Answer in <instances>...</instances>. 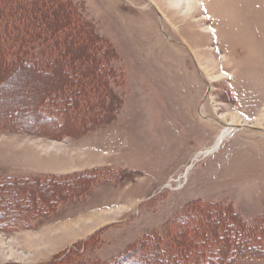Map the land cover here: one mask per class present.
<instances>
[{
	"label": "rangeland",
	"instance_id": "obj_1",
	"mask_svg": "<svg viewBox=\"0 0 264 264\" xmlns=\"http://www.w3.org/2000/svg\"><path fill=\"white\" fill-rule=\"evenodd\" d=\"M10 1L0 264H264V0ZM31 13L63 32L29 34Z\"/></svg>",
	"mask_w": 264,
	"mask_h": 264
},
{
	"label": "trees",
	"instance_id": "obj_2",
	"mask_svg": "<svg viewBox=\"0 0 264 264\" xmlns=\"http://www.w3.org/2000/svg\"><path fill=\"white\" fill-rule=\"evenodd\" d=\"M7 2H9V0H0V4L2 3V4H7ZM11 3H12V6H13V10H15V9H18V3H19V0H16V1H10ZM24 2H25V0H24ZM29 2L30 3H27L26 5L27 6H32V5H34V7H35V4H36V0H34L33 2H32V0H29ZM16 4V5H15ZM53 5V4H52ZM7 6V5H6ZM20 6H24V5H20V3H19V7ZM20 10V9H19ZM30 10V9H29ZM24 11V10H23ZM22 12V10L21 11H18V14H20ZM37 17H39L40 18V13L39 14H30V18H29V22H28V25L27 26H29V25H31V27H29V28H25L26 29V31L29 33V34H33V35H39V33L41 32V34L43 35V33H44V31L45 30H47V31H49V30H51L52 29V32H51V34H52V36H54V37H57L59 34L61 35V33L63 32V30L61 31V29H56L55 28V25L53 24L54 23V21L53 22H42V25H40V23L39 22H37V24H39V25H37V26H35V25H33V23H34V21H35V18H37ZM28 18V17H27ZM69 18H71L70 16L68 17L67 15L64 17V23H66V25H65V27H66V31H69V29H68V27H67V23H68V20H69ZM5 20V18L2 20V22ZM52 20V19H51ZM57 21V20H56ZM23 25H24V23H23ZM69 25V24H68ZM26 26V25H25ZM40 26H41V28H40ZM54 26V27H53ZM21 27V26H20ZM34 27H38V28H34ZM10 35L11 36H13V37H11L10 38ZM0 36H1V34H0ZM6 41L7 42H2L1 44H2V48H3V50H4V52H6V54L8 55L9 54V56H11L10 57V61L8 60V62H9V64H13L14 62H16V60H17V58H14V56H12V54L14 53V51H16L15 49H14V51H13V49L11 50V47L12 46H14V45H18L19 44V42L18 41H15L14 42V40H15V37H17V36H20V37H22V36H24L25 37V35H20V33L18 32H14V33H11L10 34V32L8 31L7 32V34H6ZM13 38V39H12ZM49 43V41H47V39L45 38V37H43V39H41V40H37V41H35V42H32V43H28V47H26L25 49H26V51H29L30 53L29 54H26V53H24V54H22L21 56H23L24 58L26 57V58H33V56L35 55V54H37L38 53V51L37 50H35V49H39L40 50V47L42 46V47H44V46H46L47 44ZM6 48H5V47ZM64 49H66V48H63V50ZM67 52H69V54H70V51L68 50ZM16 53V52H15ZM14 55V54H13ZM70 57V56H69ZM67 59V57L65 56H63L62 57V60H65L64 62H65V65L67 66V65H69L70 64V58L68 59V60H66ZM77 63L79 64V63H82L81 61H77ZM85 63V62H84ZM84 65V64H83ZM69 67V66H68ZM84 69V68H83ZM87 68L85 67V69H84V71L86 72L87 70H86ZM87 73V72H86ZM91 76H93L92 74H90ZM83 78H86V77H83ZM86 97V96H85ZM48 100V102L50 101V99L49 98H47ZM67 99V98H66ZM88 99L90 100V102H91V104H92V101H93V98H91V97H88ZM51 101H53L54 102V104L53 105H55V107L53 106V107H49L50 109H56L60 104L56 101V99H51ZM59 107H61V106H59ZM78 109H83V106L82 107H78ZM2 185H4V184H2ZM7 192V191H6ZM8 193V192H7ZM233 214L234 215H237V212H234L233 211ZM240 222L243 224V221H241L240 220ZM245 226L247 225V224H244ZM243 225V226H244ZM234 226V225H233ZM244 226V227H245ZM249 228V227H248ZM252 228H254V227H252ZM261 229H264V226L262 225L261 226ZM260 229V230H261ZM254 235V234H253ZM255 235L259 238V239H261V241H260V243H259V246H258V248L262 251V252H264V239L260 236V234H258L257 235V233L255 232ZM241 240V241H240ZM245 241H248L249 242V239L248 238H242V239H239L238 238V240L235 242V244H234V246H233V248H230V251H231V254L232 253H234V254H236V255H241V256H246V255H249V254H251L252 252H251V250H252V248L250 249V250H248L247 251V248L245 249V247H247L245 244ZM239 242H241V243H239ZM206 241L205 242H202L201 241V244H199L198 245V249H196L194 252H196L199 256H200V254L202 253V251H209V250H211L213 247L211 246V245H208V248L205 246L206 244ZM146 246L145 247H147V246H149V248L151 249V245H154V243H153V240H150V242H148V240L144 243ZM227 243H225L223 246H227L226 245ZM252 244V243H251ZM228 247V246H227ZM227 247H226V251H225V253H226V257H225V255H222L219 259H226L227 257H228V259H231L232 258V256L231 255H227V251L229 250V248H228V250H227ZM159 249H160V252L159 251H157L158 252V254H157V256L158 255H160V254H164L166 251H165V249H164V246H162V245H160V247H158ZM238 248H241L242 249V251H241V249L240 250H238ZM244 249V250H243ZM212 251V250H211ZM255 252H259V251H255ZM235 255V256H236ZM215 258H217V254L215 253V255H214V259ZM154 259H155V257H154ZM198 260V259H197ZM216 260H218V259H216ZM220 261L221 260H218L217 261V263H220ZM199 262L200 261H198V262H196V263H194V264H199ZM201 262H203V261H201ZM200 262V263H201ZM204 263V262H203ZM214 264H216V263H214Z\"/></svg>",
	"mask_w": 264,
	"mask_h": 264
},
{
	"label": "bare ground",
	"instance_id": "obj_3",
	"mask_svg": "<svg viewBox=\"0 0 264 264\" xmlns=\"http://www.w3.org/2000/svg\"><path fill=\"white\" fill-rule=\"evenodd\" d=\"M181 1L182 0H168L167 2H170L171 3V5L173 6V7H176V9L178 8V7H181ZM166 2V1H165ZM197 3H198V1L197 0H186V2L184 3L185 4V8H186V10L189 12H191L192 11V9H194V8H197ZM151 4L153 5V6H155V7H157V5L155 4V2L154 1H152L151 2ZM235 19V18H234ZM236 21V20H235ZM200 115L201 116H204L205 114H204V112L202 111V109H200ZM226 136V131H224L219 137H218V139L216 140V143L214 144V147L212 146L211 148H209V149H207L206 151H205V154L207 155V154H210V153H212V152H214L215 150H216V148H217V146L219 145V143L222 141V139L224 138Z\"/></svg>",
	"mask_w": 264,
	"mask_h": 264
}]
</instances>
